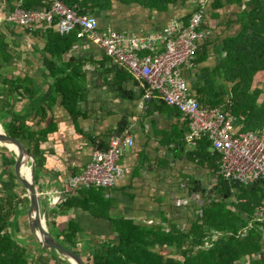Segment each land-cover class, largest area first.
Masks as SVG:
<instances>
[{
  "label": "crops",
  "instance_id": "0c3cea01",
  "mask_svg": "<svg viewBox=\"0 0 264 264\" xmlns=\"http://www.w3.org/2000/svg\"><path fill=\"white\" fill-rule=\"evenodd\" d=\"M17 1L0 0V34L13 56L9 62L0 59V128L4 133L22 125L26 132L46 134L34 158V184L49 234L68 249L69 243H76V252L86 264H92L96 248L117 241L114 221L162 225L166 231L170 225L189 228L195 220V195H209L211 200L218 173L206 157H195L196 144L187 142L188 121L156 93L140 108L148 86L88 38H77L59 59L51 56L53 45L48 42L47 30L25 29L5 21ZM32 1H36L34 9L41 7L39 1ZM200 1L172 4L164 11L114 2L111 10L97 17L102 29L113 26L142 36L175 23L185 24ZM202 1H207L201 26L205 38L198 43L193 65L181 72L198 101L224 106L228 99L218 88L228 95L232 84L221 78L218 70L227 57L225 43L239 32L236 15L246 0L239 5L222 0L219 8H214L211 0ZM256 75L252 89L257 88L255 81H260L264 72ZM68 97L73 102L70 111L65 107ZM237 127L242 131V125ZM119 133L120 139L130 137L135 143L121 158L123 178L111 189H70L69 179L83 172L93 153L106 150ZM208 152L213 154L212 149ZM16 161L15 152H0V192L17 196L9 232L27 249L29 264H73L41 249L35 238L34 243L29 242L30 200L15 176ZM31 166L30 161L29 169ZM161 252L180 259L168 249ZM261 253L235 264H264V238Z\"/></svg>",
  "mask_w": 264,
  "mask_h": 264
},
{
  "label": "trees",
  "instance_id": "16d2710c",
  "mask_svg": "<svg viewBox=\"0 0 264 264\" xmlns=\"http://www.w3.org/2000/svg\"><path fill=\"white\" fill-rule=\"evenodd\" d=\"M190 1L192 0H63L67 6L78 9L79 13L89 15L108 12L114 2L123 5L138 4L150 10L164 11L172 4L184 5ZM211 2L214 8L222 6V0ZM227 2L239 5L242 0ZM35 3L36 1L25 0L24 8L34 9ZM236 23L239 25V32L225 43L227 57L218 72L221 78L232 84V105L228 109L235 118H241L237 125H242V132H255L264 125V98L259 101L263 92L257 88L252 89L253 78L257 73L264 72V0L244 1L242 9L236 15ZM46 33L48 42L53 45L49 53L57 59L69 51L77 40V31L63 36L53 29ZM0 59L2 62L13 59L1 34ZM72 103L71 97L65 98V107L69 111ZM23 127H12L4 133L18 140L36 159L41 138L45 139L46 134L26 132ZM195 144V157H206V162L211 161L216 165L219 174L220 157L208 152L211 149L208 139L203 138ZM242 186L246 187L245 192L242 191ZM232 187V194L234 195L235 189H239L241 195L237 199L245 201H228L230 194L226 191H221L217 198L210 195L211 200L205 198L204 203L195 204V220L184 230L175 225H170L166 231L162 225L148 227L138 226L132 220L114 221L117 241L96 248L92 264H235L243 257L250 258L253 254L261 253L264 217L262 221L251 224L246 235L241 234L256 210L264 206V180L255 185L233 184ZM216 189L220 190V187L216 186ZM16 197L0 192V264H29L27 249L20 246L8 230L9 221L15 214ZM214 236H217L216 240H213ZM69 245V249L76 251V243L71 242ZM163 249H168L172 255H180V259L165 257L161 252ZM51 251L55 253L54 250Z\"/></svg>",
  "mask_w": 264,
  "mask_h": 264
},
{
  "label": "built area",
  "instance_id": "2783aa9c",
  "mask_svg": "<svg viewBox=\"0 0 264 264\" xmlns=\"http://www.w3.org/2000/svg\"><path fill=\"white\" fill-rule=\"evenodd\" d=\"M40 8L25 9L18 0L4 18L6 22L25 29L59 35L77 31V38H88L106 52L113 62L126 68L136 79L148 86L140 108L156 93L175 108L187 121L189 144L207 138L214 154L219 155V175L228 183L248 185L264 180V126L259 131L242 132L237 118L231 114L232 95L224 106L202 104L192 94L182 76V68L191 67L198 52V43L205 38L201 26L205 20L206 3L200 1L185 24H172L162 31L138 36L112 26L102 29L95 15L81 14L63 0H37ZM162 45L163 48H158ZM134 140L114 138L106 150L93 153L80 174L71 177L68 186L77 189H111L125 174L121 158L134 147ZM179 206L180 201H176ZM264 206L256 210L251 222L242 231L246 235L254 222L262 221ZM216 239L217 236H214Z\"/></svg>",
  "mask_w": 264,
  "mask_h": 264
},
{
  "label": "water",
  "instance_id": "95a60500",
  "mask_svg": "<svg viewBox=\"0 0 264 264\" xmlns=\"http://www.w3.org/2000/svg\"><path fill=\"white\" fill-rule=\"evenodd\" d=\"M121 128H125V124H122ZM120 137L121 134L119 133L117 138ZM9 151H14L17 156L15 176L27 191V195L30 200V208L28 212L29 227L31 234L39 243L40 248L44 250H54L57 255L71 260L73 264H86L79 253L68 249L61 243L57 242L46 230L43 219L40 215V195L34 184V157L28 153L26 148L18 140L6 136L0 128V152L8 153ZM28 161L32 162L30 177L23 172V168ZM257 183L258 181L253 182L252 185Z\"/></svg>",
  "mask_w": 264,
  "mask_h": 264
},
{
  "label": "rangeland",
  "instance_id": "374dc122",
  "mask_svg": "<svg viewBox=\"0 0 264 264\" xmlns=\"http://www.w3.org/2000/svg\"><path fill=\"white\" fill-rule=\"evenodd\" d=\"M95 17L97 18V19H99V17H97V15H95ZM113 27V26H112ZM257 76V75H256ZM256 76L254 77L255 79H256ZM263 78L264 77H262V78H260L259 80L260 81H255L256 82V84H257V89H260L262 92H263V96H264V81H263ZM218 91L219 92H221V93H223V95H224V97H226V100L227 99H229V97L232 95V90L228 93V95H227V93H225L222 89H220V88H218ZM261 95V96H262ZM228 97V98H227ZM236 126H237V123H236ZM264 126V125H263ZM262 126V127H263ZM262 127L260 128V129H262ZM259 129V130H260ZM258 130V131H259ZM15 151V150H14ZM14 151H9V152H14ZM29 163H30V161H28L27 163H26V165H25V167H27V168H29ZM216 186H219L220 188L225 184V181H224V179L219 175V174H217L216 176ZM239 189H235L234 190V195L231 193L230 194V196L228 197V201H230V202H232V201H236V200H238L239 202H243V201H245V199H237V197L239 196V195H241V191H238ZM238 191V192H237ZM242 191L243 192H245L246 191V187L245 186H242ZM217 195H212V198H217L216 197ZM220 195H218V197H219ZM207 197H209V195H200V196H196L195 195V204H198V203H204L205 202V198H207ZM196 199H198V200H196ZM27 228H29V226H26ZM32 238H34L33 237V235H31V237H30V240H29V242L30 243H32L33 241H32ZM34 243V242H33Z\"/></svg>",
  "mask_w": 264,
  "mask_h": 264
},
{
  "label": "flooded vegetation",
  "instance_id": "af4514ba",
  "mask_svg": "<svg viewBox=\"0 0 264 264\" xmlns=\"http://www.w3.org/2000/svg\"><path fill=\"white\" fill-rule=\"evenodd\" d=\"M232 185L231 183H225L221 188L220 190L218 189H211L212 192H211V195H219L221 191H226V192H229L228 194H231L232 193Z\"/></svg>",
  "mask_w": 264,
  "mask_h": 264
},
{
  "label": "bare ground",
  "instance_id": "6f19581e",
  "mask_svg": "<svg viewBox=\"0 0 264 264\" xmlns=\"http://www.w3.org/2000/svg\"><path fill=\"white\" fill-rule=\"evenodd\" d=\"M23 172H24V174L28 175V177H30L31 172H30V169L29 168L24 167L23 168Z\"/></svg>",
  "mask_w": 264,
  "mask_h": 264
}]
</instances>
